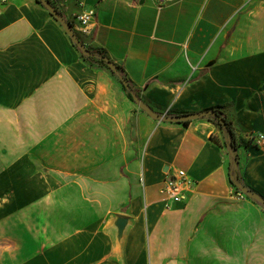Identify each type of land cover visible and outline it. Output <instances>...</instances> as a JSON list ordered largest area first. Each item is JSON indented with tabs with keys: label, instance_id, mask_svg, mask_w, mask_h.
<instances>
[{
	"label": "crops",
	"instance_id": "1",
	"mask_svg": "<svg viewBox=\"0 0 264 264\" xmlns=\"http://www.w3.org/2000/svg\"><path fill=\"white\" fill-rule=\"evenodd\" d=\"M51 2L71 24L94 12L84 43L153 112L220 107L234 170L264 199V0ZM230 162L208 117L153 120L36 0H0V264H264V208ZM177 169L196 184L184 203L160 193Z\"/></svg>",
	"mask_w": 264,
	"mask_h": 264
},
{
	"label": "water",
	"instance_id": "2",
	"mask_svg": "<svg viewBox=\"0 0 264 264\" xmlns=\"http://www.w3.org/2000/svg\"><path fill=\"white\" fill-rule=\"evenodd\" d=\"M42 5L44 8L48 11V13L60 24L61 28L65 32V34L68 36L70 39L71 43L76 46V48L79 50L80 54L85 57H91L92 54L91 52L86 48L84 44L79 40L77 37L76 33L71 27V24L68 23L59 13L58 11L48 2L43 1ZM102 61L105 63L106 67L113 72L115 75H119L118 68L116 65L111 62L107 58H103ZM135 104L137 107L145 112L150 118L156 121H162V122H168V123H181V122H186V121H193L197 120L203 117H208V116H215L214 112L210 111H204L200 113H189V114H184L179 117H174V116H163L160 114H157L151 110V108L146 105L142 100H140L138 97L133 98ZM218 122L222 126L223 129H225V123L222 119H218ZM229 134V133H228ZM230 141L228 140V147H230ZM238 190L247 198L259 203L263 208H264V200L262 197H260L258 194L255 192L250 191L247 187L243 185H238L237 186ZM128 224V219L125 217H116L112 226L116 230L115 238L117 244L120 242L122 238V234L124 229L126 228Z\"/></svg>",
	"mask_w": 264,
	"mask_h": 264
},
{
	"label": "built area",
	"instance_id": "3",
	"mask_svg": "<svg viewBox=\"0 0 264 264\" xmlns=\"http://www.w3.org/2000/svg\"><path fill=\"white\" fill-rule=\"evenodd\" d=\"M174 0H156V8L162 9L164 6L172 3ZM94 22V12L92 10L77 14L71 24L75 33L82 36L91 34ZM198 66H192L196 70ZM163 116H166L164 114ZM196 184L187 177L183 170H174L173 173L165 178L160 187V193L167 201L173 203H184L189 194L194 190ZM240 197H243L240 195Z\"/></svg>",
	"mask_w": 264,
	"mask_h": 264
},
{
	"label": "trees",
	"instance_id": "4",
	"mask_svg": "<svg viewBox=\"0 0 264 264\" xmlns=\"http://www.w3.org/2000/svg\"><path fill=\"white\" fill-rule=\"evenodd\" d=\"M43 1H46L48 2L49 4H52L51 0H36V2L41 5L43 8L44 6L42 5V2ZM59 13V12H58ZM75 48L76 46L73 45ZM77 51H79L77 48H76ZM92 56L91 57H85V56H82V58H84L85 60H88V59H91V58H94V59H97L98 62L102 65L104 62L102 61L103 58H107L105 56L104 53H102L100 50H91L90 51ZM108 59V58H107ZM104 65V64H103ZM106 67V66H104ZM118 68V71H119V75H115L113 72H111L112 75L116 76L118 78V80L121 82L122 84V87L124 89V91L126 92L127 94V97L130 101H132L133 103L134 100L133 98L134 97H137L135 95V93L133 92V89H132V85L131 83L123 76V74L121 73V71L119 70V67L116 66ZM107 68V67H106ZM108 69V68H107ZM207 111H210V112H214L215 113V116H208V119H210L212 122H214L217 126H219L221 129L222 126L220 125V123L218 122V119H222L225 123V129H223L227 136H228V140L230 141V147H229V151H230V154H231V162L229 164V167H228V177H229V183L238 191V188L237 186L240 184V185H243V183L241 182V179H240V175L238 174V172H236L234 170V163H235V157L233 155V152L236 150V141H235V133H234V128L232 126V123L231 121H229L226 116L223 114L222 112V109L220 107H214V108H211ZM167 116H172L170 114H168ZM190 122L189 121H186V122H181L182 125L184 126H187ZM229 133V134H228ZM244 186V185H243ZM252 191V190H250ZM253 192V191H252ZM264 200V199H263ZM256 204L260 205L259 203L255 202ZM261 206V205H260Z\"/></svg>",
	"mask_w": 264,
	"mask_h": 264
},
{
	"label": "rangeland",
	"instance_id": "5",
	"mask_svg": "<svg viewBox=\"0 0 264 264\" xmlns=\"http://www.w3.org/2000/svg\"><path fill=\"white\" fill-rule=\"evenodd\" d=\"M52 5V4H51ZM53 6V5H52ZM54 7V6H53ZM68 22V21H67ZM70 23V22H68ZM71 24V23H70ZM77 37L79 38V40L82 42V44H84L86 46V44L84 43V38L82 37V35L76 33ZM86 48L91 51V49L86 46ZM94 58L88 59V61H92ZM104 64V65H103ZM103 66H106L105 63H103ZM8 200V196L2 193V190L0 189V217L3 216L7 211L4 209L3 205L7 202ZM10 246L6 243H2L0 242V250H7L9 249Z\"/></svg>",
	"mask_w": 264,
	"mask_h": 264
}]
</instances>
